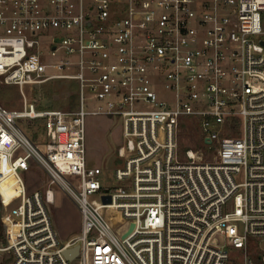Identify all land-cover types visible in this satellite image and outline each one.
<instances>
[{"label":"built area","instance_id":"built-area-1","mask_svg":"<svg viewBox=\"0 0 264 264\" xmlns=\"http://www.w3.org/2000/svg\"><path fill=\"white\" fill-rule=\"evenodd\" d=\"M0 78L24 97L0 103L19 185L9 200L0 188V264H71L76 245L80 264H264V0H0ZM61 78L77 84L74 110L28 100L26 85ZM89 114L123 120L116 185L88 165ZM35 119L44 144L22 125ZM194 119L213 160L180 151ZM33 167L49 186L30 193ZM55 186L82 213L65 243Z\"/></svg>","mask_w":264,"mask_h":264},{"label":"rangeland","instance_id":"rangeland-1","mask_svg":"<svg viewBox=\"0 0 264 264\" xmlns=\"http://www.w3.org/2000/svg\"><path fill=\"white\" fill-rule=\"evenodd\" d=\"M77 87L75 81L68 78L54 79L44 84L26 85L25 91L28 100L36 103L40 109L54 108L74 110L77 107L76 98L72 97ZM8 96H1V93ZM0 103L8 108H22L24 97L19 86L5 84L0 78ZM23 127L39 144H44L46 136L43 129V120H23ZM123 142V120L118 116L105 114H89L86 117V150L87 162L90 166H101L105 169V184L116 185L114 171L121 163L117 158L118 146ZM180 151L193 149L203 153V160L215 158L216 147L206 146L202 141V133L198 120H186L183 123L179 136ZM0 173L5 177L0 179V188L9 200L18 192L17 180L9 170L6 158L0 155ZM26 182L29 192L35 189H45L49 186L48 176L38 167L26 172ZM55 200L49 203L53 225L61 243L67 242L73 235L81 232L82 213L76 204L57 186L54 187ZM112 220L120 224L125 222L120 209L107 210ZM127 230V227H124ZM4 264V263H2ZM71 264H80L79 257L72 260Z\"/></svg>","mask_w":264,"mask_h":264},{"label":"water","instance_id":"water-1","mask_svg":"<svg viewBox=\"0 0 264 264\" xmlns=\"http://www.w3.org/2000/svg\"><path fill=\"white\" fill-rule=\"evenodd\" d=\"M103 200H104V202L110 201L111 200L110 195L103 196ZM64 252H65V254L69 260H73L74 258H76V256L79 253V245H76V246H73L70 248H66Z\"/></svg>","mask_w":264,"mask_h":264},{"label":"trees","instance_id":"trees-1","mask_svg":"<svg viewBox=\"0 0 264 264\" xmlns=\"http://www.w3.org/2000/svg\"><path fill=\"white\" fill-rule=\"evenodd\" d=\"M73 88H74V90H77L76 86H74ZM7 94L8 93L4 92V93H1V96H3V98H4L5 96H8ZM72 97L76 98V100H77V93L75 92Z\"/></svg>","mask_w":264,"mask_h":264},{"label":"crops","instance_id":"crops-1","mask_svg":"<svg viewBox=\"0 0 264 264\" xmlns=\"http://www.w3.org/2000/svg\"><path fill=\"white\" fill-rule=\"evenodd\" d=\"M45 140H46V139H45ZM53 202H54V201H53ZM75 236H76V235H73L70 239L74 238ZM70 239H69V240H70Z\"/></svg>","mask_w":264,"mask_h":264},{"label":"bare ground","instance_id":"bare-ground-1","mask_svg":"<svg viewBox=\"0 0 264 264\" xmlns=\"http://www.w3.org/2000/svg\"><path fill=\"white\" fill-rule=\"evenodd\" d=\"M9 167V166H8ZM10 170V169H9ZM18 191H19V186L17 187Z\"/></svg>","mask_w":264,"mask_h":264}]
</instances>
